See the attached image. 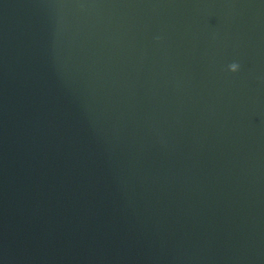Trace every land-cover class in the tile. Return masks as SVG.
<instances>
[{
  "label": "water",
  "instance_id": "obj_1",
  "mask_svg": "<svg viewBox=\"0 0 264 264\" xmlns=\"http://www.w3.org/2000/svg\"><path fill=\"white\" fill-rule=\"evenodd\" d=\"M0 264H264V0H0Z\"/></svg>",
  "mask_w": 264,
  "mask_h": 264
},
{
  "label": "clouds",
  "instance_id": "obj_2",
  "mask_svg": "<svg viewBox=\"0 0 264 264\" xmlns=\"http://www.w3.org/2000/svg\"><path fill=\"white\" fill-rule=\"evenodd\" d=\"M239 68H240V65L238 63H235V62L229 65V69L233 72L238 71Z\"/></svg>",
  "mask_w": 264,
  "mask_h": 264
}]
</instances>
